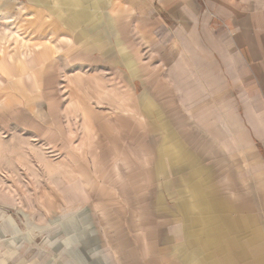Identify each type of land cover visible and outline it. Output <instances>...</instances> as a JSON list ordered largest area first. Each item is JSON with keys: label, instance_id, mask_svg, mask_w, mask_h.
Listing matches in <instances>:
<instances>
[{"label": "crops", "instance_id": "1", "mask_svg": "<svg viewBox=\"0 0 264 264\" xmlns=\"http://www.w3.org/2000/svg\"><path fill=\"white\" fill-rule=\"evenodd\" d=\"M89 1L93 0H70V3L75 6V2L78 5ZM98 2L115 11L116 20L110 16L107 23H101L105 30L98 24L102 14L90 16L84 5H80V12L72 13L80 15L74 20L76 23L71 16L64 17L62 26L73 30L78 21L80 26L91 24L89 30L80 34L86 40L91 33L96 38L89 39L92 43L89 50L78 49L83 55L80 57L90 54L88 51L93 47L105 50L98 34L110 33L112 43L121 39L110 63L128 84L131 96L138 97L139 105L138 111L125 108L131 111L124 113L126 125L136 121L135 114L145 118L142 124L139 121L138 126L132 125L133 129L127 127L132 131L122 140L128 142L123 143L125 148H119L122 145L118 140L113 141L110 148L116 149L109 152V148L100 147L96 156L107 162L102 157L108 158L111 152L117 156L119 151L117 160L122 156L120 150L131 156L124 174L123 168L114 166L118 172L116 177L112 176L114 181L109 187L117 197L111 194L112 210L119 208L120 203L135 210L139 194L155 195V211L145 206L137 209L143 212L136 220L145 242L138 248L157 251L163 246L166 227L174 225L176 236L168 243H179L165 253L160 251L156 256L160 261L264 264V231L260 230L264 226V191L257 186L261 175L255 169L257 165L248 171V177L256 182L250 191L245 188L247 163L257 160L253 139L264 144V0ZM168 19L175 20L174 30L166 27ZM122 44L121 50L118 46ZM142 53L148 57L143 59ZM139 87L144 89L141 95ZM185 114L190 115L189 119ZM118 124L125 126L121 120ZM78 174V190L73 192L81 197L88 190L87 173L84 169ZM101 176L104 178V173ZM61 178L62 190H51L52 194L63 195L64 206H68L72 193L69 167L62 171ZM125 180L127 190L122 191L120 187ZM82 202L78 206L84 205ZM105 203L109 209L108 201ZM73 219L76 218L62 223L67 235L84 236L87 230H92L86 219ZM129 222L122 227L129 228ZM119 226L105 223V232L115 229V235L111 230L112 244L118 238L130 241V237L117 234ZM9 230L20 234L13 218H8L6 226L0 229V236L7 237ZM15 240V244L23 241ZM122 243L124 247L130 246L128 242ZM135 243H141V238ZM63 244L70 263L86 262V248L67 239H63ZM131 247L133 259L135 247ZM0 264L7 262L3 258Z\"/></svg>", "mask_w": 264, "mask_h": 264}, {"label": "rangeland", "instance_id": "2", "mask_svg": "<svg viewBox=\"0 0 264 264\" xmlns=\"http://www.w3.org/2000/svg\"><path fill=\"white\" fill-rule=\"evenodd\" d=\"M98 1L78 5L75 2L74 6L70 0H0V229L6 226L8 218H13L20 229L18 235L9 230L7 237L0 236V260L4 258L7 264H63L64 261L72 264L64 255L63 239L87 249L88 256L83 264H178L174 259L160 261L156 257L160 251L165 253L179 243H168L175 239L174 225L166 227L163 246L157 251L138 248L145 242L136 220L143 212L137 209L145 206L153 211L155 195L139 194L135 210L123 203L112 210L109 186L118 172L114 166L123 168L121 173L124 174L131 156L120 150L122 156L118 160L119 151L117 156L111 152L108 158L102 157L109 162L96 158L100 147L109 148V152L115 148H110L113 141L118 140L122 145L119 148H125L128 142L122 140L132 131L129 130L133 129L131 126H138L139 121L142 124L145 120L135 114L136 121L126 125L124 113L130 110L125 108L138 111L139 105L138 97L131 96L128 84L110 63V56L118 51L115 45L121 39L112 43L110 33L98 34L105 43V50L93 47L88 51L90 54L80 57L83 55L78 51L92 48L89 39L96 38L91 33L86 40L80 34L89 30L91 24L80 26L78 21L73 30L62 26L64 17L71 16L76 23L74 20L80 15L72 13L80 12L82 7L90 16L102 14V21L98 19L100 25L107 23L110 16L114 18L115 11L103 8ZM111 1L103 0L109 4ZM175 23L168 19L166 27L174 30ZM102 27L106 29L105 25ZM118 47L123 48V44ZM144 57L148 56L144 53ZM143 92L139 87L138 94ZM185 116L190 117L189 114ZM120 120L125 126L118 124ZM253 140L257 160L248 161L246 171H252L257 165L255 169L260 170L261 175L256 184L264 191V144ZM68 167L72 193L70 204L64 206V196L52 194L51 188L62 190V171ZM84 169L88 190L80 197L73 191L78 190V173ZM101 173L106 178H102ZM52 174L54 178L50 177ZM248 176L249 172L245 188L250 191L256 181ZM230 184L233 188L231 180ZM120 189L127 190L126 180ZM106 200L109 209H106ZM79 201L84 205L78 206ZM74 217L76 221L86 219L89 226H93L92 230H87L84 236L67 235L62 223ZM128 220L129 228L122 227ZM107 222L116 228L120 225L117 234L130 237V241L118 238V242L112 244L115 229L105 232ZM260 230L264 231V226ZM139 237L141 243H135ZM15 239L23 241L15 244ZM123 241L130 244L126 246L130 247L128 251ZM132 245L135 247L133 259ZM5 251L7 255H2ZM167 255L169 257V253Z\"/></svg>", "mask_w": 264, "mask_h": 264}]
</instances>
